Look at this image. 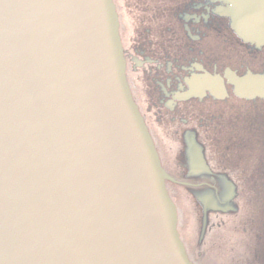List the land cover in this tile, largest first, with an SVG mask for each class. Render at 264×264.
<instances>
[{
    "label": "water",
    "instance_id": "95a60500",
    "mask_svg": "<svg viewBox=\"0 0 264 264\" xmlns=\"http://www.w3.org/2000/svg\"><path fill=\"white\" fill-rule=\"evenodd\" d=\"M212 1L264 47V0ZM225 83L264 100V74L226 70L194 76L181 101H224ZM186 143L180 184L203 239L234 205L216 175L218 190L192 188L212 173L193 134ZM169 182L127 81L114 0H0V264H193Z\"/></svg>",
    "mask_w": 264,
    "mask_h": 264
},
{
    "label": "flooded vegetation",
    "instance_id": "af4514ba",
    "mask_svg": "<svg viewBox=\"0 0 264 264\" xmlns=\"http://www.w3.org/2000/svg\"><path fill=\"white\" fill-rule=\"evenodd\" d=\"M174 7L170 9L172 15H166L171 21L168 25L149 24L150 20H155L150 17L144 25L142 24L143 26L140 25L142 27L134 28L129 41L125 39L128 82L134 100L142 112L133 91L141 94L142 103L146 109V114L143 112L142 114L152 138L149 124L156 123L162 136L166 138L167 133L170 132V137L176 142L174 148L179 146L175 164L181 173L174 179L165 169L175 180L174 183H167V186L173 184L175 188L184 189L185 186L180 184L182 180H178L183 177L180 174L190 178L189 167L179 158L183 159L186 156V140L189 134H193L203 148L212 174L208 177L201 175L196 178L194 182L196 186L192 188L198 191L205 189L214 191L218 190V187L208 183L207 178L212 177L213 180L216 175L220 180L217 158L225 153L231 154L233 151L231 149L238 148L235 142L240 141L241 136L232 122H235L238 127V122L244 116L248 123L246 128L251 136L255 135L261 144L264 142V100H240L234 96L232 87L225 83L229 96L224 101L215 100L208 92L201 91L202 95L181 101L191 93L187 82L196 75H204L205 72L220 76H223L226 70L234 71L238 76H245L248 73L264 74V47L257 49L237 37L230 19L220 15L221 9L226 8V5L221 2L178 0ZM163 11L165 15L166 10ZM197 66H200L202 71H199ZM235 100H240L245 103V106L241 108L231 106L232 101ZM148 117L151 120L150 123L147 120ZM225 124L228 126L226 129L223 128ZM224 145L226 150L223 151ZM229 157L230 155H227L226 159ZM228 170L229 167H226V172ZM229 177L228 175L227 178ZM222 184L219 183L223 186ZM260 190L264 193V183H261ZM230 200L231 197L226 198L227 203ZM238 200L237 198L236 207H241ZM262 201L264 205L263 197ZM223 208L226 209V213L214 214L207 232L212 233L221 225L226 226L224 217L228 219L238 217L239 208L226 206L225 202H223ZM260 219L259 230L253 237L247 235L249 229H244L241 234L247 238L248 242L245 246L249 251L243 250L239 253L240 264H264V214ZM204 238H198L199 248L204 243ZM231 240L229 238V242ZM212 247H217L215 239H213ZM235 249L239 250V247L231 246V254ZM228 258L234 259V257Z\"/></svg>",
    "mask_w": 264,
    "mask_h": 264
},
{
    "label": "rangeland",
    "instance_id": "374dc122",
    "mask_svg": "<svg viewBox=\"0 0 264 264\" xmlns=\"http://www.w3.org/2000/svg\"><path fill=\"white\" fill-rule=\"evenodd\" d=\"M176 1L178 0H116L115 3L121 20L120 34L124 45L126 43L125 39H127L126 41H129V36L134 31V28H138L142 24L144 25L145 21L150 17H153L155 20H150L149 24L164 23L168 25L171 23L167 16L172 15V10L170 9L174 7ZM163 10H166L165 15L163 14ZM133 25L135 27H132ZM130 27H132V30ZM133 92L135 98L138 99V102L140 103L139 106L142 112L146 114V109L145 105L142 103L141 94L137 93V91ZM244 104L245 103L240 102V100H235L232 101L231 106L235 108H241L245 106ZM147 120L150 123L151 120H149V117ZM233 124L236 127V131H238L241 136L239 143H237L238 141L235 142L238 144V148L234 147V149H231L233 150L231 154L225 153L221 155V157L219 156V158H217L216 164H219L218 168L220 172V182L223 183L221 188H224L222 190V196H224L225 199L231 197L235 209H240V211H238L239 215L236 217V219L230 218L231 226L229 229L227 227L223 228L222 231H220V235L223 238L227 237L235 240L237 246L239 247L240 253L243 250L249 251V249L245 246V243L248 242L247 238L244 236H239V233L241 234V230L243 228L249 229V231L247 230V235L249 237H253L254 233L258 231L260 227V218L263 207V192L260 189L261 183H264V142L261 144V142L258 141V138H255V135L251 136L246 128L248 123L244 116L243 119L238 122V127L235 122H232V125ZM149 125L151 127L150 130L153 135L154 144L160 156L161 164L163 168L168 170L170 175L176 179L177 175L181 173V170L178 171L175 164V162H177L176 155L178 154L179 146L174 148V144H176V142L174 138L170 137V132H168V136L164 138L160 133L161 130H159V128L156 126V123H150ZM227 127L228 126H226V124L223 125L224 129ZM175 139L177 140V138ZM223 147V151L226 150L225 145ZM227 155H230L228 159H226ZM226 167H229L228 172H226ZM227 174L230 176V180L227 178ZM180 176L183 177L178 178V180H183L184 175L180 174ZM168 189L173 195L179 210V230L183 234H181V237L186 245L188 244L191 246V249L192 247L196 246V249L198 250V244L193 239L194 235L192 234V236L188 238L189 232L191 231L188 225L191 215H189L190 213L188 214V212L186 214L185 209L182 207L185 205L183 198L186 197L189 192L187 189L185 190V188H175L173 184H170ZM237 198L239 199L238 204H240L241 207H236ZM191 203L193 202L191 201ZM188 204L190 205V203ZM182 214L185 215L184 218ZM190 224H194V222L191 220ZM227 248L228 245L226 243L221 245V249L225 253L219 254L220 256H213V254H216L217 250L208 252L207 249L203 255L198 256L195 255L196 253H191L192 250L189 252L191 255L190 257L196 264H220L219 262L226 263L227 261L226 257L228 258L229 256V254L225 251ZM234 253L235 260L230 261L231 259H228L229 264H237L238 259L241 256L240 254H237L238 252L236 251H234ZM215 260L218 261V263H216ZM238 264L240 263L238 262Z\"/></svg>",
    "mask_w": 264,
    "mask_h": 264
}]
</instances>
